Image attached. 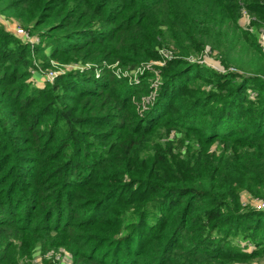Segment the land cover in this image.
<instances>
[{
  "label": "trees",
  "instance_id": "obj_1",
  "mask_svg": "<svg viewBox=\"0 0 264 264\" xmlns=\"http://www.w3.org/2000/svg\"><path fill=\"white\" fill-rule=\"evenodd\" d=\"M242 6L264 26V0H0L39 38L37 65L0 27V264L264 258L242 202L264 199V50ZM49 59L93 67L35 80Z\"/></svg>",
  "mask_w": 264,
  "mask_h": 264
},
{
  "label": "rangeland",
  "instance_id": "obj_2",
  "mask_svg": "<svg viewBox=\"0 0 264 264\" xmlns=\"http://www.w3.org/2000/svg\"><path fill=\"white\" fill-rule=\"evenodd\" d=\"M250 17H251V15H250ZM240 20H241V23H242V28L244 30H249V32H252L253 34H256V36L258 37L259 46L264 50V46L263 47L261 46L262 45V42H261V35H262L261 34V30L264 29V26H262L260 28L259 27L258 28L251 27L252 26L251 22L254 19L252 21H249L248 23L245 22V24H244V22H243V20L241 18V15H240ZM254 21H257V20L255 19ZM0 27H2L6 33L14 35L15 37L19 38L22 42L28 44L29 47H30V50H31L32 59L34 60L33 62H35L36 64L39 63L38 60H37V55H36V53L34 51V48L39 44V38L37 36L31 34L28 30L25 29V27L21 26L15 19L7 16L4 13H0ZM19 29H21L23 31V34H19L17 32V30H19ZM163 50H171V49L163 48V49H161L159 51V53H161V51H163ZM46 52H48V51H46ZM205 53H206V56H204L201 59H199L198 60L199 63H205L210 68H212V69H214V70H216L218 72H221V73H224L225 71H229V72H233L234 71L235 72V71L238 70L233 65H231V67H229L227 70H225L224 67H222L220 65V63L215 59L214 56H211V57L208 56L209 47H206V52ZM246 59H248V56H246ZM190 60H192V59H190ZM48 64H49V67H46L45 69L42 68L41 66H40V68L38 67L40 74H41V72H43V73L41 75H39V73H35V75H34L35 76V80H38V78H41L43 80L44 76L47 77V75L49 73H53V74L58 76V75H62L63 73H66L67 71H73V70L82 71L85 68L93 67V64H91L89 62H87V63L61 64V63H59V62H57L55 60H52V59L48 60ZM37 65H39V64H37ZM101 65L103 67H106L109 70H111L114 74H116L120 78H129V79L131 78L132 80L133 79L135 80L137 78V74H140L136 70L139 69L140 70L139 72H142V70H145V68L150 69V67H152V66L162 67L164 65V63H163V60L151 61V62L146 64L147 66L146 65H142V66L138 67L135 70L136 72L134 70H127L126 68L120 67L118 62H115L113 64H109V63L103 62ZM56 77H54V78H56ZM54 78L52 80H50L49 82H52L54 80ZM39 82H42V81H39ZM250 197L251 196H249L247 194L242 196L243 206H247L246 205L247 203L250 204V202H251V204H252L254 202ZM251 204L248 205V206H251ZM255 204H256V202H255ZM256 211H258V210H256ZM248 251H249V249H248ZM49 255H50L49 256V258H50L52 254L50 253ZM59 255L60 254H57V255L55 254V256H54L55 259H61V257ZM32 261L35 264H42L41 263V257H40V255H39V253L37 251L34 253ZM59 264H71V256L68 253L65 252L64 258L61 260V263H59ZM249 264H264V258H261L259 260L253 261V262H251Z\"/></svg>",
  "mask_w": 264,
  "mask_h": 264
},
{
  "label": "built area",
  "instance_id": "obj_3",
  "mask_svg": "<svg viewBox=\"0 0 264 264\" xmlns=\"http://www.w3.org/2000/svg\"><path fill=\"white\" fill-rule=\"evenodd\" d=\"M238 1H240V0H238ZM241 18H242V20H243V22H244V24H245V22L246 23H248L249 21H252L254 18H252V17H250V15L248 14V12H247V10L245 9V7H241ZM17 32L19 33V34H23V31L21 30V29H19V30H17ZM261 42H262V47L264 46V29L263 30H261ZM173 51L172 50H163V51H161V56L163 57V59H170V58H172V55H173V53H172ZM138 73H142L143 72V70H142V72H139L140 70L138 69V70H136ZM135 71V72H136ZM57 75H55V74H53V73H49L48 75H47V77L46 76H44V80H46V81H50V80H52L54 77H56ZM254 202L251 204V202H250V204H251V206L254 208V209H256V210H258V211H263L264 210V199H252ZM251 201V200H250ZM255 202H256V204H255Z\"/></svg>",
  "mask_w": 264,
  "mask_h": 264
},
{
  "label": "crops",
  "instance_id": "obj_4",
  "mask_svg": "<svg viewBox=\"0 0 264 264\" xmlns=\"http://www.w3.org/2000/svg\"><path fill=\"white\" fill-rule=\"evenodd\" d=\"M39 80V79H38Z\"/></svg>",
  "mask_w": 264,
  "mask_h": 264
}]
</instances>
